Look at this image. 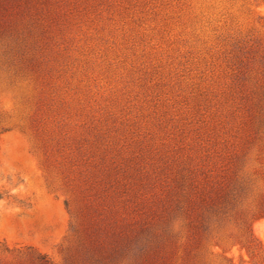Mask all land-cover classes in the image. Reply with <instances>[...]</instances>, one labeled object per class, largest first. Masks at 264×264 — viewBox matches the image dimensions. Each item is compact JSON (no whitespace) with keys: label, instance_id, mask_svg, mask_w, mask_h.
<instances>
[{"label":"rangeland","instance_id":"obj_1","mask_svg":"<svg viewBox=\"0 0 264 264\" xmlns=\"http://www.w3.org/2000/svg\"><path fill=\"white\" fill-rule=\"evenodd\" d=\"M0 264H264V0H0Z\"/></svg>","mask_w":264,"mask_h":264}]
</instances>
